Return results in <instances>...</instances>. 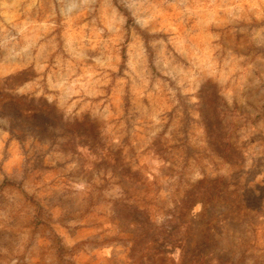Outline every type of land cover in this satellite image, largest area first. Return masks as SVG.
Wrapping results in <instances>:
<instances>
[{"label": "rangeland", "instance_id": "374dc122", "mask_svg": "<svg viewBox=\"0 0 264 264\" xmlns=\"http://www.w3.org/2000/svg\"><path fill=\"white\" fill-rule=\"evenodd\" d=\"M215 94L241 155L201 166L233 197L195 203L188 237L132 247L202 177L178 146H204ZM115 151L158 181L147 218L111 202ZM208 223V264H264V0H0V264H190Z\"/></svg>", "mask_w": 264, "mask_h": 264}, {"label": "trees", "instance_id": "16d2710c", "mask_svg": "<svg viewBox=\"0 0 264 264\" xmlns=\"http://www.w3.org/2000/svg\"><path fill=\"white\" fill-rule=\"evenodd\" d=\"M218 99V96L215 94L212 99L206 98V100L198 104L199 117L197 122L202 127L204 133V146L200 149L198 146L189 144L186 141L178 146L180 147L181 167L192 161L198 166L202 177L189 184L187 188L182 189L180 197L175 198L172 207H165L163 200H161L159 206L160 212L163 215L161 224L142 230L140 235L133 238L135 240L132 242V247L133 244L135 245L142 238L152 235H155V238L162 242L175 239L176 235L188 237L192 234L191 220L188 214L195 203L221 201L227 197H233L232 193L227 192V176L209 178L205 175L201 166L203 158L212 162V157L215 156L219 160L235 162L239 160L241 155L237 148L236 136L227 130L228 123H226V119L230 113L226 111L223 104L220 106L216 104L215 100ZM76 120L74 119V123L71 125L72 132L68 134L69 137L65 141V143L70 144V147L77 146L78 144L75 142V139L82 137V134L78 131L79 123ZM153 144L155 143H151L146 150H151L155 146ZM157 144L160 147L156 148L155 154L157 153V156L155 160L158 167L162 168L166 160L164 155L168 153L170 146L159 142V140H156ZM142 153H145V149ZM136 160L132 162L129 160L124 161L116 151L109 159L110 176L115 179V183L120 189L119 196L111 200V202L116 206L117 211L124 212L126 217L127 214L137 213L147 218L146 208L148 205H157V202L160 200L158 197L160 186L154 175L145 171L142 164H136ZM178 178H181V173ZM176 191L178 189L176 190L175 188ZM31 203L37 208V213H39V204L34 200H31ZM231 212L219 211L214 219L224 221L226 216ZM128 223L135 225L136 222L131 219ZM216 231L217 228L214 224H205L202 239L192 247V251L196 252V255L190 259V264H208L210 257H207L204 251L206 250V243L210 239V235ZM57 247L60 248V245L57 244Z\"/></svg>", "mask_w": 264, "mask_h": 264}]
</instances>
